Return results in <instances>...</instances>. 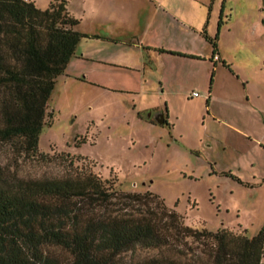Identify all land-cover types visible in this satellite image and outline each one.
<instances>
[{"label":"rangeland","instance_id":"obj_1","mask_svg":"<svg viewBox=\"0 0 264 264\" xmlns=\"http://www.w3.org/2000/svg\"><path fill=\"white\" fill-rule=\"evenodd\" d=\"M67 9L87 36L56 79L37 153L0 141V184L92 172L157 195L193 228L263 229L264 0H67ZM201 246L136 247L124 261Z\"/></svg>","mask_w":264,"mask_h":264},{"label":"trees","instance_id":"obj_2","mask_svg":"<svg viewBox=\"0 0 264 264\" xmlns=\"http://www.w3.org/2000/svg\"><path fill=\"white\" fill-rule=\"evenodd\" d=\"M77 24L67 0L45 9L0 0V141L37 153L56 79L87 36ZM245 231L193 228L157 195L124 192L92 172L0 184V264H264V228ZM185 240L202 246L124 261L136 247Z\"/></svg>","mask_w":264,"mask_h":264},{"label":"crops","instance_id":"obj_3","mask_svg":"<svg viewBox=\"0 0 264 264\" xmlns=\"http://www.w3.org/2000/svg\"><path fill=\"white\" fill-rule=\"evenodd\" d=\"M166 2L168 3V1H166ZM163 3H164V2H163ZM160 26H161V24H159V27H158L159 29H157V32L160 31V29H161ZM153 29H155V27H154ZM153 33H154V32H153ZM161 44H162L161 41H159L158 45H153V46H154V47H155V46L160 47V46H162ZM217 51H218V50H217ZM213 60L215 61V64H217V62H218L219 60H221V57H220L219 53L216 52V53L213 55ZM222 60H223V59H222ZM224 62H225V61H224ZM210 103H211V99L208 100L209 107H210Z\"/></svg>","mask_w":264,"mask_h":264},{"label":"water","instance_id":"obj_4","mask_svg":"<svg viewBox=\"0 0 264 264\" xmlns=\"http://www.w3.org/2000/svg\"><path fill=\"white\" fill-rule=\"evenodd\" d=\"M157 122L158 123H164V117H163V113L159 114L157 117Z\"/></svg>","mask_w":264,"mask_h":264},{"label":"built area","instance_id":"obj_5","mask_svg":"<svg viewBox=\"0 0 264 264\" xmlns=\"http://www.w3.org/2000/svg\"><path fill=\"white\" fill-rule=\"evenodd\" d=\"M198 95V93L197 92H193V96H197Z\"/></svg>","mask_w":264,"mask_h":264}]
</instances>
